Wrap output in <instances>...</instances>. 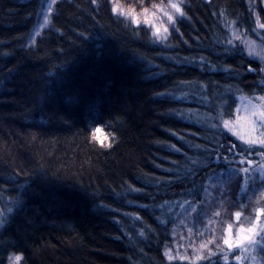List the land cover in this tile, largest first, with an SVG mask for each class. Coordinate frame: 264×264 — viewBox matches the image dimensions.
I'll list each match as a JSON object with an SVG mask.
<instances>
[{"label":"trees","instance_id":"obj_1","mask_svg":"<svg viewBox=\"0 0 264 264\" xmlns=\"http://www.w3.org/2000/svg\"><path fill=\"white\" fill-rule=\"evenodd\" d=\"M48 2L0 0V264H174L206 217L249 214L264 157L239 165L261 145L230 122L264 109V0H183L162 37L57 0L33 41Z\"/></svg>","mask_w":264,"mask_h":264},{"label":"rangeland","instance_id":"obj_2","mask_svg":"<svg viewBox=\"0 0 264 264\" xmlns=\"http://www.w3.org/2000/svg\"><path fill=\"white\" fill-rule=\"evenodd\" d=\"M111 1L115 12L135 24L148 25L153 33L159 37L166 34L174 20L181 13V11L172 8L171 4L176 3L182 9L183 2V0H158L146 6L147 0H129L130 4L122 0ZM49 5H51L50 11ZM54 5L53 0H49L45 6L38 28L33 35V41L42 33L44 28L49 26ZM144 9H148V12L145 13ZM137 20L139 23L136 22ZM157 28H159V32H157ZM244 42L248 53L259 59L262 69H264V46L246 37ZM261 119H264V109L249 102H243L235 119L230 122V127L237 136L243 137L245 140H255L259 143V141L264 140V124L260 123ZM260 173L264 175V171H260ZM261 208H264L263 190L257 195L255 205L249 214L240 211L241 215L237 218L235 215L237 212H235L230 219L227 217L222 218L219 216L218 211L215 212V217L210 219L206 217L205 225L200 226L197 231L198 238L193 236L188 239L183 238L180 241L176 240L167 249V258L174 264H200L207 258L213 261L214 264H264V240H261L258 236H253V240L256 241L255 245L250 246L246 242L237 249H227V246L223 245V239L229 236V224L232 225L231 236L238 237L241 226L247 229L256 224V217L259 215L258 210ZM261 227H264V215H259V224L257 225V232L260 237H264V232L260 231ZM189 229L191 230L190 227ZM211 253L216 255L212 256ZM225 255L228 257L227 260L223 258ZM236 255L241 256L240 261L235 260ZM197 256H202L204 259L198 260ZM10 264H18L15 256L12 257Z\"/></svg>","mask_w":264,"mask_h":264},{"label":"snow or ice","instance_id":"obj_3","mask_svg":"<svg viewBox=\"0 0 264 264\" xmlns=\"http://www.w3.org/2000/svg\"><path fill=\"white\" fill-rule=\"evenodd\" d=\"M93 2H95V0H93ZM53 3H55V0H53ZM172 8H175L177 11H182V9H180L179 5L176 3H172L171 4ZM51 10V5H49V11ZM145 13L148 12V9H144L143 10ZM167 15V13H165ZM153 15H155L153 13ZM171 18V17H170ZM137 23H139V21H136ZM157 32H159V28H157ZM251 71H256V69H249ZM261 71H264V69H261ZM260 100H264V95L260 96ZM261 124H264V119H261L260 121ZM241 139H243V137H241ZM247 143L249 145H253L255 143H257V141L255 140H248ZM261 148L260 149H255V148H251V147H245V148H240L238 151L234 150L236 149V145H231L227 150L230 153L234 152V155L239 156L240 159L238 161L239 165H244L245 163L248 165H251L254 163L253 159L249 158L251 155L253 154H258L262 157H264V140L259 141ZM247 154V155H246ZM227 166L230 170L232 171H236V169L233 167V161H226ZM239 171L242 173L247 174L249 172V169L244 168V167H240ZM261 171H264V168H261ZM259 215H264V208H261L258 210ZM236 217L239 218L240 217V213L237 212ZM259 215L256 217V224H254L252 227L249 228H244L243 226L240 227L239 229V233L240 235L238 237H232L231 236V228L232 225L229 224V236L223 239V245L227 246V249H237L239 248L241 245H244L246 242L251 246V245H255L256 241L253 240V236H258L261 240H264V237H260V234L257 232V225L259 224ZM3 226V222H0V227ZM261 232H264V227L260 228ZM212 256H215V253H211ZM225 260H227V255H225L223 257ZM21 259L20 256H15V260L19 261ZM183 259V258H182ZM197 259H204V257L202 256H197ZM235 260L236 261H240L241 260V256L240 255H236L235 256ZM209 264H214L213 261L209 260Z\"/></svg>","mask_w":264,"mask_h":264}]
</instances>
